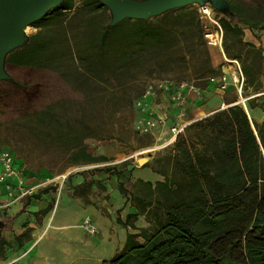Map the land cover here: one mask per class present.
Returning a JSON list of instances; mask_svg holds the SVG:
<instances>
[{"label":"trees","instance_id":"obj_1","mask_svg":"<svg viewBox=\"0 0 264 264\" xmlns=\"http://www.w3.org/2000/svg\"><path fill=\"white\" fill-rule=\"evenodd\" d=\"M226 1L233 19L217 13L223 50L230 59L245 51L247 97L264 87V56L261 49L243 44L242 36L245 29L264 31V0L255 7L245 0ZM73 8L74 0H65L33 24L38 32L8 56L6 70L12 80L0 82V106L18 98L23 116L34 115L30 108L48 96V72L70 82L100 81L115 88H124L146 68L172 67L175 61L200 66L194 75L204 80L219 75L203 40V21L193 7L147 22L127 20L113 28L106 27L102 17L108 11L97 0H83L65 16ZM78 16L79 24L68 35L65 30H72ZM196 85L204 86L205 81ZM245 105L248 113L235 104L187 126L173 142L171 154L152 168L162 181L137 180L130 194L118 184L122 194L130 195L136 213L116 221L135 232L128 233L122 250L102 264H264V121L256 120L253 111L261 108L254 101ZM52 109L48 105L35 117L43 128L55 124L56 135L71 141V166L110 161L104 154L89 153L69 125L52 121ZM111 171L114 168H108ZM51 209L47 205L35 216H46ZM138 217L149 226L136 228L132 222ZM20 239L15 238L18 244Z\"/></svg>","mask_w":264,"mask_h":264},{"label":"rangeland","instance_id":"obj_2","mask_svg":"<svg viewBox=\"0 0 264 264\" xmlns=\"http://www.w3.org/2000/svg\"><path fill=\"white\" fill-rule=\"evenodd\" d=\"M82 1L74 0L73 10L65 13V16H71L73 11L81 6ZM245 1L246 4L255 7L259 0ZM193 8L196 9V7ZM102 19L109 22V14L107 13ZM79 20L80 16L71 25L72 30L67 29L65 33L70 35L73 29L75 31ZM26 32L30 38L38 32V29L30 26ZM60 39L64 41L65 37L62 36ZM242 42L246 46H253L264 51V31L245 29ZM207 50L215 71L219 74L231 73V64L227 63L217 50L209 48ZM244 52L237 54L239 58L236 59H230L225 52L224 54L227 59L236 60L242 68ZM198 68L200 66L192 67L182 64L181 61H175L172 67L151 66L137 73L124 88H115L100 81H90L86 84L70 82L69 79L65 80L56 73L48 72L45 78L48 96L30 108L29 113L34 115L23 116L22 111L19 110L18 98H15L16 101H11L10 105L0 106V151H9L15 156L28 184H41V189L48 188L53 191L57 189L56 198L67 192H70L71 196L70 200L60 198L62 200L60 208L52 224L48 223V220L42 224V217L38 218L30 214L24 216L21 224L26 225L27 220L31 219L33 221L31 224L37 228L36 237L39 232L43 233L40 239L42 241L39 246L34 245L36 247L32 248L34 251L29 257L17 264H29L39 253L41 257L49 256L46 261L48 264H64V262L81 264L82 257L89 259L88 264H95L96 257L108 256L113 251L111 241L107 240L108 232L103 240L102 227L105 219L100 215L106 217V221L111 225L113 222L118 224L116 221L118 218L124 222L128 212L131 209L135 210L129 201L130 195L122 194L118 184L121 183L124 190L130 194L134 190V183L142 180L139 177H147L150 179L148 182L152 184L162 181L163 178L155 174L152 168H157L160 165L158 162L172 152V144L163 147L164 142L172 138L169 133L164 132L160 137L159 134L143 135L135 132L136 113L133 100L151 80L184 81L204 85L205 78L194 75ZM250 90L251 87L248 86L247 91ZM237 96L233 90L225 95L213 93L203 103H197L195 100L190 102L189 106L198 108L199 110L195 109V113L197 115L201 113L198 116H202L205 111L219 110L223 104L225 107L230 105L237 100ZM238 101L239 98L236 102ZM156 103L160 105L161 112H168L171 109L168 100L163 96L158 98ZM48 105H53L51 120H58L69 125L71 134L76 133L82 138L83 145L89 153L94 156L104 154L110 161L102 164L71 166L70 151H68L71 141L69 142L66 135L63 137L56 135L55 124L53 128L52 126L43 128L35 117L36 113H40ZM259 107L261 110L256 108L253 111L254 114H264V108ZM190 116L192 114L188 113V119L191 118ZM93 135L95 137H92ZM141 159L145 160L142 165L138 163ZM108 168H114V171L109 173ZM61 176H66L65 180L62 181ZM76 179L79 184L74 186L73 181ZM86 217H90L97 230L95 236L89 235L81 226ZM58 220H63L61 224L67 226L66 232L71 235V242L67 246V248L71 247V251L66 255L58 250L55 245L57 243L52 242L51 239L52 234L58 232L54 231ZM132 223L138 229L149 226L144 217H138ZM32 230L34 231L32 228L21 235L20 245L14 240V250L9 248L4 236L0 238V262L13 260L24 252L25 244L27 243V247L32 244L30 236ZM87 244H89L87 249L82 248Z\"/></svg>","mask_w":264,"mask_h":264},{"label":"built area","instance_id":"obj_3","mask_svg":"<svg viewBox=\"0 0 264 264\" xmlns=\"http://www.w3.org/2000/svg\"><path fill=\"white\" fill-rule=\"evenodd\" d=\"M196 10L204 24L203 40L206 47L217 50L223 59L231 64L232 71L229 74L209 76L204 86L171 80H151L145 84L139 97L133 102L136 113L134 129L138 134H159L160 137L164 132L169 133L172 138L164 143L163 147L173 144L177 136L194 123L187 118V106L191 98H194L197 103H203L213 93L225 95L233 90L237 93L239 101L225 108L222 106L218 111L235 104H241L246 111V101H254L255 104L264 108V87L243 97L245 77L240 64L236 60L227 59L224 54V31L218 21L217 13L209 6L197 7ZM161 96L168 100L172 108L171 112L160 111V105L156 103V100ZM66 176H61L62 181ZM41 187V184H28L23 169L17 166L16 158L12 153L0 151V217L10 215L9 213L13 210H21L25 200L36 196L37 191L42 190ZM81 226L89 235H96L97 230L91 220L85 219Z\"/></svg>","mask_w":264,"mask_h":264},{"label":"water","instance_id":"obj_4","mask_svg":"<svg viewBox=\"0 0 264 264\" xmlns=\"http://www.w3.org/2000/svg\"><path fill=\"white\" fill-rule=\"evenodd\" d=\"M65 0H0V82L11 81L6 70L10 54L23 48L29 42L27 28L39 22ZM109 14L107 28L120 23L150 21L163 15L187 7L209 6L216 13L230 19L233 14L226 0H97ZM235 22V21H234ZM144 159L139 160L142 165ZM13 216L0 217V238L12 225Z\"/></svg>","mask_w":264,"mask_h":264},{"label":"crops","instance_id":"obj_5","mask_svg":"<svg viewBox=\"0 0 264 264\" xmlns=\"http://www.w3.org/2000/svg\"><path fill=\"white\" fill-rule=\"evenodd\" d=\"M191 98L188 102V113L189 115L192 114V116H190L191 118L188 119L189 121L192 122H196L199 121L203 118H206L210 115H212L213 113L217 112L218 110H212V111H205L203 112L202 116H198L199 114L201 115V113H198V115L195 113L196 110H199L198 108H190L192 107L189 106L190 102H195V99ZM198 106V105H197ZM223 108L225 107L224 105H222ZM201 107V106H198ZM170 112L172 111V108L169 110ZM248 112V110H247ZM255 117L257 119H259L258 121H264V114L261 113H256ZM187 118H188V114H187ZM139 179H142L144 181H150V179H148L147 177H139ZM79 182L78 180H74L73 181V185H78ZM56 188V186H54ZM46 189H42L37 191L36 196L38 197L36 199V197L33 198H27L25 200V203L23 205V207H21V210L17 211V210H13L11 211L9 214L13 216L11 222L12 225L11 227L8 228V231L4 234V238L7 241V243L9 244V248H13V250L15 249V238L18 236L23 235L24 233H26L29 229H34V231H31V238H32V244L30 246H26L27 243L25 244V248H24V252H22L18 257L14 258L13 260H8V261H4V262H0V264H17L18 262H20L21 260L25 259L26 257H29L31 255V253L34 251V247L39 246L41 241L40 239H42V234L41 232L38 233V237H36V227H33V224H31L33 221L31 219H28L26 222V225H22L21 222L24 220V216L30 214L31 216H35L36 213L42 211L43 209H45L47 207V205H52V209L51 211L46 215L43 216V220H42V224H44V222L46 220H48V223H53L56 219V216L58 214V209L60 208V203L63 198H69L70 200V192L64 193V194H60L59 198H56V192L57 189L53 190H49L47 188L46 191H44ZM59 199V200H58ZM71 202V201H70ZM75 203V202H74ZM71 205V203H70ZM98 212H96L97 214ZM129 214H133L136 213V210L131 209L129 212ZM99 214V213H98ZM100 215V214H99ZM53 216V217H52ZM100 217L104 218V225H103V234H104V238L105 239V235L108 232V239L109 241H111L112 245H113V251L111 253H109L108 256H100V257H96L95 264H102L105 261H109L116 253L120 252L123 248L125 239H126V235L128 233H134L135 231H130L131 229L129 227H122L116 223L113 222V224L109 225V222L106 221V217H103L102 215H100ZM38 218H41V216L39 215ZM85 219L91 220L90 217H86ZM84 219V220H85ZM83 220V221H84ZM92 221V220H91ZM63 223V220H58V225L54 226V231H58V232H54L52 234V242H56L57 244L56 247H58V250L63 254L66 255V253H70L71 251V247L67 248L68 243L70 244L71 242V235L69 233L66 232L67 226L61 224ZM107 223V224H106ZM21 224V225H20ZM28 224V225H27ZM31 224V225H30ZM111 226V227H110ZM45 231V229L43 230V232ZM95 236V235H94ZM40 240V241H39ZM99 240V239H98ZM17 243V242H16ZM37 244V245H36ZM20 245V244H18ZM36 245V246H34ZM18 247V246H17ZM51 247V245H50ZM89 247V244H87L86 246H83L82 248L87 249ZM34 248V249H32ZM32 249V250H31ZM77 250L75 249V252ZM87 256V255H86ZM48 257L46 255V257H41V254H37L36 256H34L33 260L31 263L29 264H48L46 263V261L48 260ZM88 258L87 257H82L81 258V264H88ZM55 264V263H54ZM64 264H68L65 263ZM70 264V263H69Z\"/></svg>","mask_w":264,"mask_h":264},{"label":"bare ground","instance_id":"obj_6","mask_svg":"<svg viewBox=\"0 0 264 264\" xmlns=\"http://www.w3.org/2000/svg\"><path fill=\"white\" fill-rule=\"evenodd\" d=\"M246 106V105H245ZM246 112H247V110H246ZM248 113V112H247ZM165 143V142H164Z\"/></svg>","mask_w":264,"mask_h":264}]
</instances>
